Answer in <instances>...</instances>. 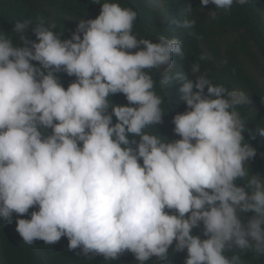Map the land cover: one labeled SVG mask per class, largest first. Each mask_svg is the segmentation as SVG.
Listing matches in <instances>:
<instances>
[{
    "label": "clouds",
    "instance_id": "9594fccd",
    "mask_svg": "<svg viewBox=\"0 0 264 264\" xmlns=\"http://www.w3.org/2000/svg\"><path fill=\"white\" fill-rule=\"evenodd\" d=\"M95 2L100 14L80 19L68 39L42 17L32 29L36 40L24 35L31 19L15 21L22 45L0 32V219L11 223L16 214L28 245L67 237L69 251L105 261L131 252L137 264L153 256L168 264L174 242V252L187 250L184 264L264 256V174L249 170L256 149L245 141L239 111L249 96L214 84L194 63L195 81L182 74L160 81L183 82L187 110L173 117L180 138L148 131L165 111L147 70L183 58L181 41L138 37L137 11L119 0ZM210 3L228 11L249 0H201L200 8ZM193 9L187 0L191 18L173 23L194 27ZM60 72L75 77L67 88ZM120 93L127 104L112 101ZM256 133L264 137V126ZM32 208L30 219L20 218ZM201 224L203 239L194 234Z\"/></svg>",
    "mask_w": 264,
    "mask_h": 264
},
{
    "label": "trees",
    "instance_id": "16d2710c",
    "mask_svg": "<svg viewBox=\"0 0 264 264\" xmlns=\"http://www.w3.org/2000/svg\"><path fill=\"white\" fill-rule=\"evenodd\" d=\"M186 2L187 0H155V5H151L146 0H119L122 6L131 7L138 13L133 27L134 34L153 42L158 41L162 35L179 38L184 53L183 58L173 57L171 68L147 70L156 81L155 91L164 98L162 108L165 111L162 122L151 126L148 131H157L169 140L180 138L174 133L173 117L187 110L179 91L183 82L173 80L163 87L160 81L166 74H182L195 81L191 65L199 63L201 73H206L214 84L223 85L228 90H242L249 96L248 103L239 108L247 122L243 133L245 141L256 149V156L248 161V165L251 173L264 174V137L256 133L257 127L264 126V0H249L245 5L234 3L228 11L216 10L212 3L202 10L201 0H189L194 8L192 17L197 21L192 28L173 23L176 20L182 24L183 20L191 18L186 17L183 12ZM101 7L102 4L95 0H0V32L9 33L14 44L22 45L18 35L13 32L15 21L31 19L33 25L26 29L24 35L30 40H36L32 29L36 20L42 17L56 26L55 30L61 33V39H68L80 19L96 18ZM210 10H216L215 19L208 16ZM33 63L38 65V62ZM57 75L65 88L75 80L74 76H68L65 72ZM206 91L205 89V93ZM111 99L117 104L128 103L122 93L113 95ZM115 122L116 118L113 116V123ZM135 139L138 141L139 137ZM236 183L242 185L243 181L237 180ZM34 210L38 208L30 209L28 214L20 218L30 219ZM251 215L250 212L242 214L245 223ZM17 218L14 214L11 223L0 219V264H137L131 252H125L118 260L113 261H105L103 255H77L81 250L69 251L67 237H62L52 245L40 239L28 245L16 230ZM202 232V224L194 229V234H200L203 239L205 237ZM174 247L175 242L169 249L168 264H184L187 250L174 252ZM242 259L245 264H264V256H257L252 252L242 255ZM146 264L162 262L153 256Z\"/></svg>",
    "mask_w": 264,
    "mask_h": 264
}]
</instances>
